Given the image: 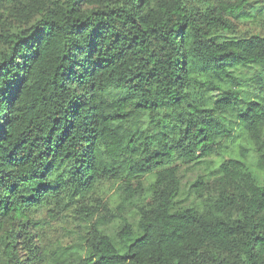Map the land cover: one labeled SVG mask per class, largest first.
I'll return each instance as SVG.
<instances>
[{"label": "trees", "instance_id": "16d2710c", "mask_svg": "<svg viewBox=\"0 0 264 264\" xmlns=\"http://www.w3.org/2000/svg\"><path fill=\"white\" fill-rule=\"evenodd\" d=\"M0 264H264V0H0Z\"/></svg>", "mask_w": 264, "mask_h": 264}, {"label": "rangeland", "instance_id": "374dc122", "mask_svg": "<svg viewBox=\"0 0 264 264\" xmlns=\"http://www.w3.org/2000/svg\"><path fill=\"white\" fill-rule=\"evenodd\" d=\"M186 169H187L186 167L182 168V172H181V176L183 174L182 180L184 182L189 181L194 175L198 173L197 169L193 172L192 170L186 171ZM113 194H114L113 186L108 184L107 186L104 187L103 193H102V197L104 201H107V202L112 201V199L115 198L113 197ZM52 222H55L54 225H56L57 232H60L59 235H61L65 232L66 228H69L71 226V217L70 216L58 217L56 220H53Z\"/></svg>", "mask_w": 264, "mask_h": 264}]
</instances>
